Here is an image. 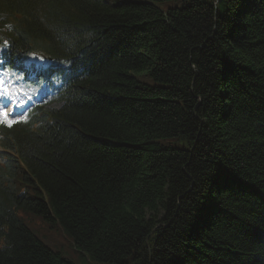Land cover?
Here are the masks:
<instances>
[{
  "label": "trees",
  "instance_id": "16d2710c",
  "mask_svg": "<svg viewBox=\"0 0 264 264\" xmlns=\"http://www.w3.org/2000/svg\"><path fill=\"white\" fill-rule=\"evenodd\" d=\"M2 41L61 86L0 130V264H75L20 213L80 264H264V0H0Z\"/></svg>",
  "mask_w": 264,
  "mask_h": 264
},
{
  "label": "rangeland",
  "instance_id": "374dc122",
  "mask_svg": "<svg viewBox=\"0 0 264 264\" xmlns=\"http://www.w3.org/2000/svg\"><path fill=\"white\" fill-rule=\"evenodd\" d=\"M33 65L37 70L41 68L38 60H33ZM6 79L7 76L5 74L0 73V88L2 84L1 80L6 81ZM141 81L149 83L148 79H142ZM12 83H14V81H12ZM49 99H51V96L49 97ZM40 103L43 102L41 101ZM43 106H46V103L43 104ZM58 106L59 105L55 103L44 108L43 110H47L48 108H53V107L57 108ZM160 144L162 146L174 147V148H181L184 146L182 141H180L178 138L164 139L160 141ZM20 217L22 218L26 226L33 232V234L46 246H48L54 251H60L65 258L72 260V262H74L75 264H80L78 254L71 247L70 241L66 238V236L63 234V232L58 226L54 228H50L38 218L22 213H20ZM81 264H100V263L92 262L86 259V261H84Z\"/></svg>",
  "mask_w": 264,
  "mask_h": 264
},
{
  "label": "bare ground",
  "instance_id": "6f19581e",
  "mask_svg": "<svg viewBox=\"0 0 264 264\" xmlns=\"http://www.w3.org/2000/svg\"><path fill=\"white\" fill-rule=\"evenodd\" d=\"M50 78H52V80L53 79H55L56 77H50ZM17 115V114H16ZM15 115V116H16ZM4 129L5 130H8V131H11L13 128H12V119L11 118H8L7 120H6V125L4 126Z\"/></svg>",
  "mask_w": 264,
  "mask_h": 264
},
{
  "label": "snow or ice",
  "instance_id": "6c2138e0",
  "mask_svg": "<svg viewBox=\"0 0 264 264\" xmlns=\"http://www.w3.org/2000/svg\"><path fill=\"white\" fill-rule=\"evenodd\" d=\"M4 117H5V119H7V113L6 112L4 113Z\"/></svg>",
  "mask_w": 264,
  "mask_h": 264
}]
</instances>
